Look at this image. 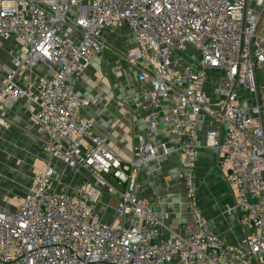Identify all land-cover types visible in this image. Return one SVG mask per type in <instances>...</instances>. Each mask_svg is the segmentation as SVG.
<instances>
[{"label":"built area","instance_id":"2783aa9c","mask_svg":"<svg viewBox=\"0 0 264 264\" xmlns=\"http://www.w3.org/2000/svg\"><path fill=\"white\" fill-rule=\"evenodd\" d=\"M263 15L264 0H0V131L8 127V110L24 97L36 110L47 159L13 211L0 210V264L226 260L222 241L198 216L181 235L158 241L155 203L138 185L142 167L168 151L155 140L159 124L179 140L182 176L191 184L198 118L212 113L207 72L224 95L206 143L218 156L234 210L250 228L249 260L264 264V125L256 96V70L264 72ZM120 26L132 44L121 54L138 66L139 99L149 101L140 105L145 131L130 160L94 134L92 121L81 116L89 102L71 84L100 56L103 36ZM187 49L195 67L182 63ZM53 162L85 174L73 193L52 190ZM103 193L111 196L106 202ZM103 210L113 211L110 222Z\"/></svg>","mask_w":264,"mask_h":264},{"label":"crops","instance_id":"0c3cea01","mask_svg":"<svg viewBox=\"0 0 264 264\" xmlns=\"http://www.w3.org/2000/svg\"><path fill=\"white\" fill-rule=\"evenodd\" d=\"M102 43L100 56L93 60L84 74L72 78L71 84L74 92L89 102V106L81 110V116L92 121L94 134L121 158L130 160L138 136L145 131L140 105L149 104V101L139 99L143 85L137 81L138 66L121 54V50L132 46L127 28L120 26L114 33L105 34ZM183 65L195 67L191 61H184ZM261 89L260 93L258 88L256 96L264 125V85ZM204 90L212 113L201 114L198 118L196 143L199 153L191 184L188 185L182 176L179 140L166 125L159 124L155 140L164 144L168 151L142 167L138 177L139 190L155 203L160 220L158 241L181 235L182 226L198 216L228 251L226 260L220 264H251L245 246L250 228L234 210L233 194L219 169L218 156L206 143L207 132L218 126L219 100L224 95L218 89L212 72L206 74ZM35 112V108L22 97L8 110L6 117L10 126L27 127L37 133L41 142V132L33 120ZM46 160L44 155V162ZM53 166L57 172L63 171L62 164L53 162ZM67 173L74 176L72 189L75 191L85 174ZM56 179L52 180V188ZM110 198L103 193L101 201L106 202ZM112 203L115 204V200L112 199ZM101 212L105 222L112 220V210Z\"/></svg>","mask_w":264,"mask_h":264},{"label":"rangeland","instance_id":"374dc122","mask_svg":"<svg viewBox=\"0 0 264 264\" xmlns=\"http://www.w3.org/2000/svg\"><path fill=\"white\" fill-rule=\"evenodd\" d=\"M258 34L264 38V15L258 27ZM192 54V50L187 49L183 62L191 61ZM3 63L6 68L8 60L3 58ZM256 76L261 93V88L264 85V72L256 70ZM44 164V155L37 133L27 127L10 126V124L0 131V210L13 211L26 190L30 188L33 174ZM69 171L71 170L65 166L61 172H57L55 169L54 177L57 179L54 188H52L54 192L73 193L72 179L74 176L68 174ZM110 207L114 208L115 204L112 203Z\"/></svg>","mask_w":264,"mask_h":264}]
</instances>
